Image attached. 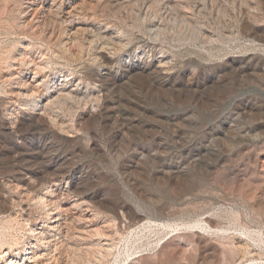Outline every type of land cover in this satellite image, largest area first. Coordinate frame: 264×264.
<instances>
[{
    "label": "rangeland",
    "instance_id": "rangeland-1",
    "mask_svg": "<svg viewBox=\"0 0 264 264\" xmlns=\"http://www.w3.org/2000/svg\"><path fill=\"white\" fill-rule=\"evenodd\" d=\"M204 216L251 253L205 264H264V0H0V264H157Z\"/></svg>",
    "mask_w": 264,
    "mask_h": 264
},
{
    "label": "bare ground",
    "instance_id": "bare-ground-1",
    "mask_svg": "<svg viewBox=\"0 0 264 264\" xmlns=\"http://www.w3.org/2000/svg\"><path fill=\"white\" fill-rule=\"evenodd\" d=\"M191 189L188 188L187 191L192 193ZM159 209L163 210L164 208ZM146 224L144 225L145 227L155 225V228L152 229L158 233L167 234L170 231L176 230V225L168 222H157L153 225ZM181 224L185 226L184 229L188 228L193 230L187 232H171L172 234H169L168 238L161 241L153 256L157 264H205L207 263L205 259L208 255L222 254L225 256L227 253L230 255H228L230 262L240 260L241 263L247 260V253H250L249 249H247L248 245L242 243L243 240L240 238V235L226 234L227 229L219 227L216 218L212 216L198 217L193 223L186 222ZM48 228L49 230L50 228L57 230L58 227L54 225L51 227L48 226ZM206 231L209 236L204 234ZM47 232L39 229L35 234L39 237H47L50 235ZM13 259L10 258L8 264H18V261ZM131 264H140V262L132 261ZM208 264L218 263L213 258Z\"/></svg>",
    "mask_w": 264,
    "mask_h": 264
}]
</instances>
